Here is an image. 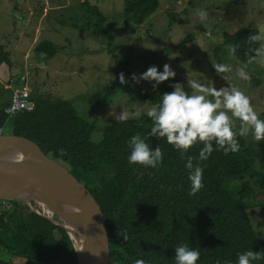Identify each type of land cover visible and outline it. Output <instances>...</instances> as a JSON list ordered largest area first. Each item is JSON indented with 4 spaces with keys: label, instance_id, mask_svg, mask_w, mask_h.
I'll list each match as a JSON object with an SVG mask.
<instances>
[{
    "label": "trees",
    "instance_id": "1",
    "mask_svg": "<svg viewBox=\"0 0 264 264\" xmlns=\"http://www.w3.org/2000/svg\"><path fill=\"white\" fill-rule=\"evenodd\" d=\"M158 7L156 0H124L123 17L126 25L131 21L142 24ZM72 18V28H94L106 44L108 53H113V36L104 23L106 18L99 8L87 0L79 3ZM60 23V22H59ZM64 25L65 23H60ZM256 29L240 27L233 33L223 32L221 44L213 49L217 63V51L224 46L237 44L234 58L246 62L247 37L256 34ZM38 53L53 57L58 48L48 40L34 47ZM113 57L118 60L117 55ZM9 64L8 52L0 49V63ZM123 72L127 68L123 62ZM127 75V76H126ZM120 83L119 75L115 84ZM147 95L150 105L159 102L162 92L171 91L174 79L163 82ZM9 98V97H8ZM35 107L31 111H19L8 120L0 102V128L8 123L7 133L34 141L42 152L54 159L83 184L98 204L109 238L110 264H134L144 259L147 264H175V247L186 244L199 250L198 264H237L238 254L247 250L264 252V238L258 237L250 218V206L246 204L254 190L248 181L228 192L225 182L231 178L260 173L254 170L258 158L263 178L258 189L264 191V143L262 153L239 137L241 150L224 154L214 151L208 160L201 161L204 188L190 195L189 170L186 158L193 163L202 144L192 147L187 153L177 151L164 138L149 135L152 121L146 111L139 118L107 120L99 142L91 140L94 123L77 114L73 102L51 98L37 89L31 94ZM264 119V110L259 112ZM140 134L154 149L159 145L164 152L163 162L157 168H145L130 164V138ZM215 147V145H214ZM127 231L125 241L118 233ZM0 250L10 256L23 259L21 264H76L74 248L67 232L48 219L31 212L27 207L0 199ZM0 264H11L0 259ZM264 264V261L254 262Z\"/></svg>",
    "mask_w": 264,
    "mask_h": 264
},
{
    "label": "rangeland",
    "instance_id": "2",
    "mask_svg": "<svg viewBox=\"0 0 264 264\" xmlns=\"http://www.w3.org/2000/svg\"><path fill=\"white\" fill-rule=\"evenodd\" d=\"M81 1L0 0V49L8 52L9 60V64L0 63V102L8 100L20 73L27 69L29 92L37 89L51 98L72 101L77 114L94 123L90 137L99 142L107 120H120L122 112L136 118L132 115L135 111L142 113L151 106L147 97L152 90L149 81L136 83L132 75L139 77L150 66L163 71L167 63L176 72L175 83H184L186 90L188 75L217 89L232 84L252 97L258 112L264 110V68L250 65L251 81L240 80L235 72L245 62L230 56L224 46L217 56L219 63L232 65V73L221 74L229 79L223 80L212 67L217 63L213 49L221 44L223 32L264 27V0H156L157 9L140 25L131 21L126 25L124 0H87L106 18L104 27L113 36V53H108L94 28L80 21L77 24L81 29L72 28V18L77 17L74 11ZM199 10L209 12L204 24L197 17ZM62 20L64 25L60 24ZM43 40L58 48L53 57L34 50ZM118 61L127 68V83L115 84L109 90L123 72ZM7 129L8 123L4 134ZM244 138L262 153L264 141H255L251 134ZM254 170L260 175L254 179L249 174L228 179L225 188L231 192L244 181L250 182L254 193L246 204L256 234L264 238V191L258 189L263 170L258 158ZM30 205L38 211L33 202ZM0 259L10 260L11 264L23 261L2 250Z\"/></svg>",
    "mask_w": 264,
    "mask_h": 264
},
{
    "label": "clouds",
    "instance_id": "3",
    "mask_svg": "<svg viewBox=\"0 0 264 264\" xmlns=\"http://www.w3.org/2000/svg\"><path fill=\"white\" fill-rule=\"evenodd\" d=\"M197 17L200 23L204 24L209 18V12L199 10ZM247 43L246 62L240 65L235 75L240 80L250 82L252 77L248 71L249 66L257 65L264 68V27L257 28L256 34H250ZM227 47L229 55L234 57L239 45L230 44ZM212 67L225 81L229 77L221 74L233 72L232 65L228 63H212ZM175 77L176 72L166 63L163 65V71H159L157 66H150L139 77L133 74L132 80L136 83L141 80L154 81L152 87L156 89L158 85ZM119 81L122 85L127 83L124 73L119 74ZM186 84L188 90L185 89L184 83L170 84L172 90L164 92L159 102L148 107L146 115L152 121L149 135L157 139H166L167 143L177 151L187 153L195 145H203L196 158L197 163L194 164V158L188 156L185 164L189 170V194L195 195L204 188V169L199 162L208 160L216 150H222L225 155L239 152L241 150L239 137H247L251 134L255 141H264V119L260 118L259 112L252 103V97L235 85L228 84L227 87L221 86L217 89L216 86L202 83L189 75ZM132 115L139 118L141 112L135 111ZM128 118L127 113L122 112L119 115L122 121ZM129 147L130 164L157 168L163 162L164 152L161 147L157 145L153 149L146 142V137L140 134L130 138ZM118 235L125 241L129 239L126 230ZM200 255L199 250L181 244L175 247L174 262L198 264ZM258 261H264V252L247 250L238 254L237 258V264H254ZM134 264H147V262L144 259H137Z\"/></svg>",
    "mask_w": 264,
    "mask_h": 264
},
{
    "label": "water",
    "instance_id": "4",
    "mask_svg": "<svg viewBox=\"0 0 264 264\" xmlns=\"http://www.w3.org/2000/svg\"><path fill=\"white\" fill-rule=\"evenodd\" d=\"M14 195L30 196L24 204L37 215L42 216L30 205L34 197L71 221L77 230L78 251L63 223L46 218L67 232L74 248L76 264H110L104 218L88 189L76 181L64 166L46 156L34 141L12 133H2L0 199L19 203L13 198Z\"/></svg>",
    "mask_w": 264,
    "mask_h": 264
},
{
    "label": "built area",
    "instance_id": "5",
    "mask_svg": "<svg viewBox=\"0 0 264 264\" xmlns=\"http://www.w3.org/2000/svg\"><path fill=\"white\" fill-rule=\"evenodd\" d=\"M29 71L24 69L17 79L15 86L11 89L8 104L4 107L8 120L19 111H31L35 107L34 100L31 99V92L28 88ZM3 128H0V134Z\"/></svg>",
    "mask_w": 264,
    "mask_h": 264
},
{
    "label": "bare ground",
    "instance_id": "6",
    "mask_svg": "<svg viewBox=\"0 0 264 264\" xmlns=\"http://www.w3.org/2000/svg\"><path fill=\"white\" fill-rule=\"evenodd\" d=\"M13 198L16 199V201L19 202V204L21 202V204L27 203L25 202L26 199H29L30 196H21V195H14ZM33 203L36 206V208L38 209V212L45 218H51V219H55L58 220L60 222L63 223V225L67 228V230L70 232V234L72 235L73 238V242H74V247L75 249L78 251L79 250V241H78V237L76 235V228L75 226H73V224L71 223V221L69 219H67L66 217H62L60 215H58V213L54 212L49 206H47L46 204H44L43 202H41L38 198L34 197L33 199Z\"/></svg>",
    "mask_w": 264,
    "mask_h": 264
}]
</instances>
